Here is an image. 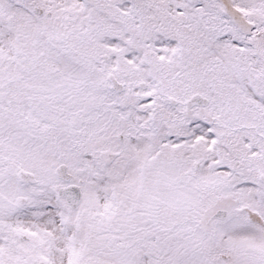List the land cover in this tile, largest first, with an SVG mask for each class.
<instances>
[{"label": "snow or ice", "instance_id": "snow-or-ice-1", "mask_svg": "<svg viewBox=\"0 0 264 264\" xmlns=\"http://www.w3.org/2000/svg\"><path fill=\"white\" fill-rule=\"evenodd\" d=\"M0 264H264V0H0Z\"/></svg>", "mask_w": 264, "mask_h": 264}]
</instances>
